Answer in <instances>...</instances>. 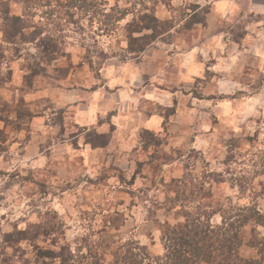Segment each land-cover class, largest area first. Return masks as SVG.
Listing matches in <instances>:
<instances>
[{
  "label": "rangeland",
  "instance_id": "obj_1",
  "mask_svg": "<svg viewBox=\"0 0 264 264\" xmlns=\"http://www.w3.org/2000/svg\"><path fill=\"white\" fill-rule=\"evenodd\" d=\"M104 1L0 0V264L62 246L110 264L129 241L153 257L187 213L264 212V0ZM144 9L167 30L133 39Z\"/></svg>",
  "mask_w": 264,
  "mask_h": 264
},
{
  "label": "trees",
  "instance_id": "obj_2",
  "mask_svg": "<svg viewBox=\"0 0 264 264\" xmlns=\"http://www.w3.org/2000/svg\"><path fill=\"white\" fill-rule=\"evenodd\" d=\"M57 1L63 5L60 8L61 11L63 10L68 15L71 14L69 8H84L86 5L95 13L109 15V11H106L105 7H100L99 2L107 4L104 0H66L65 3ZM170 1L172 0H167L165 3L170 5ZM114 10L115 7H111L110 11ZM118 11L121 13L117 17V22L125 18L128 8L123 10L118 8ZM149 11V9H144V13H139L137 18L135 17L127 23V28L133 27L131 38H138L134 37V32L144 29L155 30L154 33H158L161 29L167 30V26L157 24L160 26V29H157L156 25L148 23L152 19L155 22L158 21L155 14L153 12L151 14ZM6 14L7 16L11 15L10 9L6 11ZM12 17L16 21L22 20L20 15L13 14ZM142 24L144 25L142 26ZM144 37H150V35L145 34L139 39L144 40ZM147 44L131 46L130 52L140 53L145 50ZM43 46L46 47L45 51L51 50L53 53H57V49H55L57 45L51 37H47L43 41ZM232 209L234 208L223 207L220 210L223 219L222 223L217 226L211 223L212 215L207 214L205 210L195 214L187 213L184 215L186 219L182 223L164 229L162 237L164 253L152 257L144 245L129 241L115 246L116 250L113 251L115 258L114 261L111 260L110 264H264V236H259L261 233L258 231H256V237H252L249 242V245L251 244L258 250V256L244 257L240 253V248L243 245L242 228L252 219L256 224L264 226V212L248 205L235 207V211ZM19 233L24 235L25 231ZM26 238L24 237V239ZM39 256L44 259L59 260L60 264H86L83 259H80L78 263L72 262L75 255L72 253L71 246H62L59 251L44 249L40 251ZM103 259L105 260V257ZM103 259L92 261L91 264H106V260L103 261ZM45 264H53V262L47 261Z\"/></svg>",
  "mask_w": 264,
  "mask_h": 264
}]
</instances>
